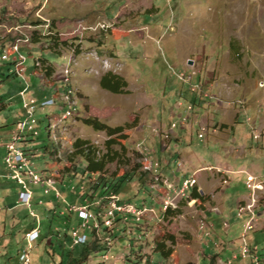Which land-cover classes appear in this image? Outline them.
Wrapping results in <instances>:
<instances>
[{
	"label": "rangeland",
	"instance_id": "1",
	"mask_svg": "<svg viewBox=\"0 0 264 264\" xmlns=\"http://www.w3.org/2000/svg\"><path fill=\"white\" fill-rule=\"evenodd\" d=\"M17 43L26 56L21 65L15 59L20 74L10 62ZM39 59L45 63L34 71ZM48 65L52 71L45 75ZM108 71L124 79L123 92L100 86ZM179 73L190 74L207 97L190 91ZM23 88L40 108L22 131L33 166L55 180L61 198L46 184L28 183L27 206L21 186L0 178V264H17L25 249L30 264H49L44 248L56 230L71 247L69 233L80 220L75 212L64 215L80 181L65 171L83 166L79 157L69 158L72 144L88 140L103 153L109 138L85 124L88 117L130 125L123 142L113 145L118 160L105 174L136 170L117 192L141 205L143 217L116 223L109 247L80 264H133L139 257L140 264H208L212 256L213 264H251L250 255L264 264V0H0L2 174L4 145L22 119ZM34 131L39 134L28 136ZM148 160L157 163L156 172L144 173ZM246 174L257 186L246 187ZM189 177L205 200L180 191ZM165 203L171 213L161 216ZM243 223L251 230L244 232ZM35 226L39 236L27 248L25 233ZM171 238L176 254L162 260L154 245L164 240L170 246ZM246 244H255V252L242 256Z\"/></svg>",
	"mask_w": 264,
	"mask_h": 264
},
{
	"label": "trees",
	"instance_id": "2",
	"mask_svg": "<svg viewBox=\"0 0 264 264\" xmlns=\"http://www.w3.org/2000/svg\"><path fill=\"white\" fill-rule=\"evenodd\" d=\"M52 28L53 27L51 26L50 30H52ZM55 34L56 33H53L48 37L55 39L56 38ZM32 40L35 42L37 39L34 37ZM15 46L16 44L13 45L12 47H15ZM20 52L22 51L20 50ZM14 56H16L15 53H14ZM37 61H41L43 64L45 63V60H42V59L36 60V62ZM10 62L13 63L12 65H14L13 59ZM15 68H16V63H15ZM43 69L45 70V75L46 73L50 74V72L52 71V68L50 65L44 67ZM37 70H40V69L38 67L37 68L35 67L34 71H37ZM32 74L35 75L34 73ZM199 85H200V82H199ZM100 86L111 92L120 93L124 91L123 88L126 86V82L121 76L115 73H112L111 71H108L102 75L100 79ZM201 89L202 91H204L203 88ZM25 90H27V88ZM199 91L196 90L194 92H199ZM67 96L68 98L72 97L70 88L67 89ZM193 100L195 99L193 98ZM42 109H43V106H42ZM22 117H23V109H22ZM84 123L87 125H90L95 130L105 131V133L109 137L105 142L106 151L101 153L98 147H96L90 141L80 139V138L76 139L72 144L73 152L69 158L73 159V157L75 156L79 157L83 166H79L78 167L79 169L76 167L73 169V171H71L70 169H66L65 173H67L68 178H77L80 181V185H79L80 191L78 189V192H79L78 198L73 199L71 197L70 198L71 204L72 205H84V204L89 205V209L97 215L96 219L99 224V229H93L91 233H82L81 235L86 236V240L84 241V243L78 242V240L75 237H73L75 238L77 242L75 243V241L73 240L71 236V233H69L70 238H71V244H70L71 247L64 246L63 244L66 234H62L58 230H56L55 232L52 231L53 241L50 243H47L44 248L45 252L50 257V261L48 262L49 264H80L82 262H86L91 253L104 251L109 247L110 243L113 242L114 235L112 231L116 223L123 222L125 224L127 220L133 221L134 224L141 222V221H137L133 215L116 211V220L113 224V227L108 228L104 226V224L101 221L100 215H98V214H101L103 218H106V203H107L108 196L111 194H115L119 197L118 192H117L118 187H120L121 183H123L128 178L129 175L136 172V170L133 169L127 173L122 174L121 176H116L115 174L107 176L105 174L106 165L110 162H114L118 160L119 152L113 149V145L123 142L124 138L128 136L127 133H124V131L129 129L130 125L125 124V125L111 127L109 125H106L105 123L100 122L95 117L85 118ZM24 136H25V133H24ZM28 136H35V135H33L32 133H28ZM6 144L4 145L5 152H6V147H5ZM31 149H32L31 147L29 148L27 147V143H24L25 153L32 152ZM4 165H5V161H4ZM147 172L148 171H144V173H147ZM113 178L115 179L113 180ZM47 180H52V182L55 184V187L57 188L55 180L49 175H44V182H46ZM46 186L49 188L47 184ZM189 191L193 198L200 200V201L205 200V197H203L200 194V192L196 189V187H192L191 189H189ZM119 199L124 202H129L127 200H124L122 197H119ZM104 201L106 203L104 205H101ZM90 202L91 204L94 203L95 205L91 207ZM97 203L100 205H98ZM135 206L141 207V205L139 204H136ZM70 212L74 213L71 210L67 209V215H64V217L68 219L70 217L69 214H71ZM170 213H171V210L170 208H168L162 211V213L160 212L159 214L163 216V215L170 214ZM136 230L138 231L137 228ZM126 232H127L126 237H128L127 242H129L130 240L133 239V237L131 239L132 228L131 229L127 228ZM129 234H131V236H129ZM170 241H171L170 246H167L164 240L157 241L154 245V252L162 260H165L169 257H174L176 254V249L175 247H173L174 240L171 238ZM246 246L252 254L255 252V244H248V245L246 244ZM21 254L22 252L20 253L19 256H21ZM213 258L214 256H212L209 259L210 261L208 262V264H213L212 263ZM261 258L263 259V256ZM249 260L251 264L255 263L253 255L249 256ZM141 261L142 259L141 257H139L138 260L134 262L133 264H140L143 262ZM145 264H149V263L145 260Z\"/></svg>",
	"mask_w": 264,
	"mask_h": 264
},
{
	"label": "built area",
	"instance_id": "3",
	"mask_svg": "<svg viewBox=\"0 0 264 264\" xmlns=\"http://www.w3.org/2000/svg\"><path fill=\"white\" fill-rule=\"evenodd\" d=\"M16 49V56L12 57V59H23V62L25 61V55L20 52V45L18 43L14 47ZM8 58L7 55L3 53V59ZM178 78L182 81H186L190 83V91L194 92L196 89L198 91V84L197 83H192L191 81V75H185L184 73H179ZM63 87V90L66 91L67 94V89H68V84L64 81L61 85ZM27 90L24 88L20 91V94L22 96V102L21 106L23 109V117L22 119L18 120L14 131L11 133L10 138L6 141L9 144V152H5L3 158H11V166H5V169L7 172L5 173V177L9 178L11 180H14L17 184L21 186V188L25 191L26 194V205L29 206V200L32 195V191L30 190L28 183L40 185V184H48L49 185V193L53 191L55 196L57 198H61V193L58 188H53V183H46L44 182V175L41 172H38L35 167L33 166V161L32 157L29 155V153L24 152V143H26V136L22 133V121L24 117H32V111L37 110L38 106H34L33 104V97L26 98L25 93ZM202 94V97H207V92H199ZM54 101H52V104ZM193 106L191 104L187 105V109L191 110ZM184 120V118H182ZM176 126L175 122H172L170 127L173 128ZM202 128V127H201ZM204 130V128H202ZM35 136L39 134V131H34ZM203 135H198V137H202ZM157 163L150 161L149 160V172H156V167ZM17 172H25V179H17ZM255 177H253L250 174H246V181L245 185L246 187L253 188L254 186H257L256 183H254ZM195 183L194 178H185L181 182L180 185V191L184 192L185 190L190 189L193 184ZM108 200H113V207H112V218H103L101 214L100 218L104 226L108 228H112L113 224L116 220V211L117 210H131V205L133 203L131 202H124L119 199V197L115 194H111L108 196ZM100 205V204H98ZM68 209L71 210L72 212H75L80 220V224L77 227L71 228V236H76L82 233H91L93 229H99V224L97 222V215L89 209V205H72L68 204L67 205ZM168 207V205L165 203L164 205V210ZM31 214L37 215L33 212L30 211ZM134 215V213H133ZM255 212H251L250 216L247 218H252V227H253V220ZM236 216L241 217V214H239V208L236 211ZM225 224V222H224ZM244 227V232L246 230H251V227ZM244 235V234H243ZM25 236H27V232L25 233ZM39 236V227L35 226V235L34 236H28V243H27V248H30L32 246V242ZM244 248H247L246 245H244ZM244 251L242 252V255L245 256V251H248V249H243ZM108 258L105 257L104 260H107ZM230 263V261H228ZM17 264H30V255L26 251H22V256H19V262ZM257 264V261H256Z\"/></svg>",
	"mask_w": 264,
	"mask_h": 264
},
{
	"label": "bare ground",
	"instance_id": "4",
	"mask_svg": "<svg viewBox=\"0 0 264 264\" xmlns=\"http://www.w3.org/2000/svg\"><path fill=\"white\" fill-rule=\"evenodd\" d=\"M15 51H16V49H15ZM10 54H12V56L15 57L13 52H11ZM25 59H26V57H25ZM13 60H14V66H15L16 61H15V59H13ZM37 62H39V61H37ZM37 62H36V65H37ZM22 63H23V59H19V63L18 64L21 65ZM16 66H17V64H16ZM37 67L39 68L38 65H37ZM20 68L19 69H16L18 71V73H19ZM40 70H41V68H40ZM63 93H62V95H63ZM52 99H55V104L61 103V105H63V107H64V103L61 102L62 100L61 101L58 100L57 95H56V97L53 96ZM29 118L30 117H27L22 122V131H24L25 128H27V125H28V122L27 121H28ZM28 129L29 130L32 129L31 125L28 126ZM34 134H35V132H34ZM6 150H7V152H9V144L8 143L6 144ZM5 163H6V166H11V158H5ZM143 169H144V171H148L149 170V160L148 161H145V163L143 165ZM24 175H25V172H17V179H25ZM48 183H53V182H52V180L51 181L48 180ZM53 185H54V183H53ZM54 186H53V188H55ZM112 207H113V200H108L107 199V203H106V218H112ZM117 211L118 212H121V213H125V214H130V215H133V213H134L133 216H134V218L137 221H141L142 220V217H143V207L142 206L141 207H137L134 204L131 205V210H126V211L125 210H117ZM248 215L249 214H247V216ZM34 235H35V231H31L30 233L27 234L26 238L28 239V236H34ZM73 237H75L78 240V242H81V243L82 242L84 243V241L86 240V236L85 235H81V234L77 235V237L76 236H73Z\"/></svg>",
	"mask_w": 264,
	"mask_h": 264
},
{
	"label": "crops",
	"instance_id": "5",
	"mask_svg": "<svg viewBox=\"0 0 264 264\" xmlns=\"http://www.w3.org/2000/svg\"><path fill=\"white\" fill-rule=\"evenodd\" d=\"M29 141V139H27V141H26V143H27V145L30 143V142H28ZM6 147V146H5ZM31 148H32V146H30ZM7 151V150H6ZM6 164V163H5ZM24 177H25V175H24ZM0 178H5V174H2V173H0ZM5 179H7V178H5ZM55 185V184H54ZM31 215H33V214H31ZM31 231H35V228L33 229V230H28V232H27V234L28 233H30ZM26 237V236H25Z\"/></svg>",
	"mask_w": 264,
	"mask_h": 264
},
{
	"label": "clouds",
	"instance_id": "6",
	"mask_svg": "<svg viewBox=\"0 0 264 264\" xmlns=\"http://www.w3.org/2000/svg\"><path fill=\"white\" fill-rule=\"evenodd\" d=\"M53 96H55V94H53ZM201 96V95H200Z\"/></svg>",
	"mask_w": 264,
	"mask_h": 264
},
{
	"label": "water",
	"instance_id": "7",
	"mask_svg": "<svg viewBox=\"0 0 264 264\" xmlns=\"http://www.w3.org/2000/svg\"><path fill=\"white\" fill-rule=\"evenodd\" d=\"M191 62V61H190Z\"/></svg>",
	"mask_w": 264,
	"mask_h": 264
}]
</instances>
